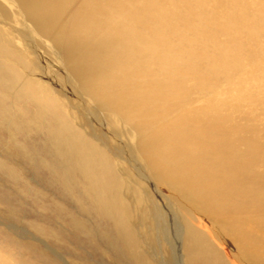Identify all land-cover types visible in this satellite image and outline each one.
Instances as JSON below:
<instances>
[{
	"label": "bare ground",
	"instance_id": "obj_1",
	"mask_svg": "<svg viewBox=\"0 0 264 264\" xmlns=\"http://www.w3.org/2000/svg\"><path fill=\"white\" fill-rule=\"evenodd\" d=\"M263 70L264 0H0V185L129 264H264Z\"/></svg>",
	"mask_w": 264,
	"mask_h": 264
},
{
	"label": "rangeland",
	"instance_id": "obj_2",
	"mask_svg": "<svg viewBox=\"0 0 264 264\" xmlns=\"http://www.w3.org/2000/svg\"><path fill=\"white\" fill-rule=\"evenodd\" d=\"M251 90L250 93L257 97L253 92V89ZM250 108L251 105H248L247 109L250 110ZM251 110L254 113H257L256 115L258 117H264V108L256 109L255 107H252ZM243 111L244 110H239L236 115H239ZM24 164L27 165L26 163ZM27 172L30 175L29 180L45 192L47 201H50L52 198L59 199L60 202L66 206L67 210L64 208L66 212L73 214L76 217L79 216V210L76 206L77 204L73 202L69 195L61 197V194L58 193L59 191L54 187H49L44 181V178L36 176L31 169H28ZM1 173L2 172H0V176H2V178L8 179L6 174ZM0 189V191L8 192V195H12V201L15 203L14 205L17 206L18 204L17 209L20 207L26 214V216L20 217L19 214L16 213V217H10L5 212L4 203L0 201V242L5 241L7 248L15 251V253L19 255V258L23 257L27 260L26 257H29L27 254L31 251L29 249L30 246L35 245V248H38V250L43 248L48 251L47 258L43 264H129L127 260H124L116 253H112V255L106 253V250L109 249V245L104 243V237L101 234L102 231H105L103 228H107L104 221H97L95 224L94 221H92L93 233L89 234L88 237H85L84 230L80 227L72 229L71 218L66 215L65 211L60 214L61 216H57L54 213V216L57 217V219L53 217V214L50 212V206H48V212H43L34 207L31 202L25 200L23 197L19 198L13 195L15 192L14 186L11 183L1 182ZM22 199L26 202L25 204L20 203L23 201ZM250 207L252 206H249V208ZM21 219L30 220V223L26 224L25 222H20L22 221ZM35 224H40L41 226L53 225L54 228L56 226L54 236L57 242L53 241L52 236H50L51 240H49L35 232L30 227H34ZM90 226L91 225H87V232L91 231ZM6 237H9L11 240H6ZM74 251L80 254V256L76 255ZM15 258L18 259L17 257ZM38 261H40V255L39 260L35 262L31 261V263H37Z\"/></svg>",
	"mask_w": 264,
	"mask_h": 264
}]
</instances>
